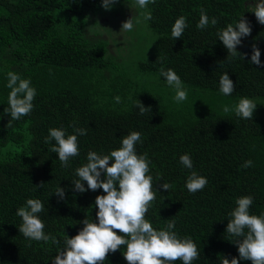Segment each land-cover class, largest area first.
Masks as SVG:
<instances>
[{
    "label": "trees",
    "instance_id": "obj_1",
    "mask_svg": "<svg viewBox=\"0 0 264 264\" xmlns=\"http://www.w3.org/2000/svg\"><path fill=\"white\" fill-rule=\"evenodd\" d=\"M255 2L155 0L147 6L153 18L144 21L135 0H118L110 10L102 0H0V264H52L58 246L26 239L19 233L22 219L16 210L28 198L40 199L44 231L62 245L65 235L74 236L83 227L86 215L96 218L95 198L104 194L103 189L74 192L75 169L87 162L90 150L108 154L131 131L141 133L136 150L148 154L154 187L171 184L169 191L156 192L145 218L156 229L174 219V230L190 236L200 250L193 264L238 257L225 232L236 198L251 195L250 213L264 212V25L251 12ZM201 8L217 18L215 26L196 27ZM181 15L188 27L174 40L171 26ZM242 15L252 25L251 35L237 46L248 54L244 60L227 57L216 35ZM125 16L140 22L114 38ZM253 43L260 49V65L250 63ZM161 66L180 76L185 101L175 102V89L160 75ZM9 71L30 78L37 91L32 112L10 124L4 113ZM224 72L236 86L229 96L219 91ZM242 96L257 104L251 120L223 111ZM138 100L151 111L141 115ZM73 123L87 134L78 137L80 154L65 168L44 138L53 127L71 133ZM185 153L193 170L208 181L194 194L185 186L191 170L179 162ZM247 160L252 166L242 168ZM42 181L44 186L36 187ZM59 186L65 200L54 194ZM124 250L109 253L104 264H127Z\"/></svg>",
    "mask_w": 264,
    "mask_h": 264
},
{
    "label": "clouds",
    "instance_id": "obj_2",
    "mask_svg": "<svg viewBox=\"0 0 264 264\" xmlns=\"http://www.w3.org/2000/svg\"><path fill=\"white\" fill-rule=\"evenodd\" d=\"M117 2L118 0H102V7L110 10ZM150 2L155 3V0H135L136 5L144 10L141 13L144 21L153 18L151 11L147 9ZM199 11L200 19L196 25L198 29L203 30L209 24L215 26L218 23L217 18H209L205 9L201 8ZM251 12H254L257 22L264 25V0H256ZM139 22L131 16L122 22L120 31L130 32L134 23ZM187 27V18L183 15L177 17L171 26V37L174 40L183 37ZM251 32V22L242 15L238 22L227 24L216 35L227 50V57L244 60L248 54L239 52L237 46ZM260 55L259 47L253 43L250 63L260 65ZM159 73L166 79L168 86L175 89V102L185 101L187 90L180 76L172 68L165 69L163 66ZM6 87L10 92L4 113L10 115V124L12 120H20L32 112L37 91L30 78H23L14 71L7 73ZM235 87L227 72L219 77L220 93L229 96L235 91ZM114 99L116 103L121 102L119 96ZM135 106L141 115L151 111V107H146L140 100ZM256 107L253 99L242 96L234 107L224 105L223 111H234L237 117L251 120ZM69 127L73 129L71 133L64 127L49 128L48 135L44 138V142L50 144L48 151L58 154L61 166L65 168L70 166L72 158L80 154L78 137L87 134V129L77 127L75 123ZM140 141L141 133L131 131L121 139L120 146L108 154L90 150L86 156L87 162L75 169L77 178L71 180L74 192L103 189L104 193L95 198L96 218L89 219L86 215L81 221L83 227L76 235H65L61 245L60 239L51 233H45V224L39 216L45 209L38 198H28L16 210V215L22 219L19 233L32 241H51L57 245L52 264H104L109 253L121 250V246H125L122 254L127 264H173L175 261L193 264L200 257V250L190 236H180L174 230V219L169 220L165 227L156 229L145 218L156 199V192H160V189L169 191L171 184L163 182L159 188L154 187L153 177L149 174L151 161L148 154H138L136 150V144ZM179 162L191 170L186 179L187 190L193 194L203 190L207 186V178L193 170L191 156L185 153L179 157ZM252 163L247 160L241 167H251ZM160 179L162 178L158 175L156 180ZM84 182L87 183V188ZM43 186V181L36 185L38 188ZM54 194L59 200L66 199L65 189L61 186L55 189ZM253 203L251 195L236 198V206L228 213L225 232L232 237L229 241L237 246L239 255L230 260L223 256L220 264H239L240 260L264 264V212L260 215L251 214Z\"/></svg>",
    "mask_w": 264,
    "mask_h": 264
},
{
    "label": "rangeland",
    "instance_id": "obj_3",
    "mask_svg": "<svg viewBox=\"0 0 264 264\" xmlns=\"http://www.w3.org/2000/svg\"><path fill=\"white\" fill-rule=\"evenodd\" d=\"M116 15H118V14H116ZM124 21L126 20V19H128V17L127 16H125V17H121ZM120 32V28L119 27H115L114 28V31H113V33H114V38H116L117 37V34ZM261 104H263L264 105V101L261 103ZM264 108V107H263Z\"/></svg>",
    "mask_w": 264,
    "mask_h": 264
}]
</instances>
